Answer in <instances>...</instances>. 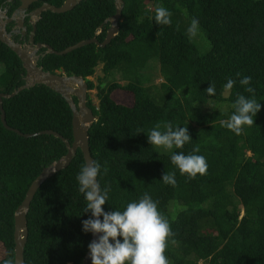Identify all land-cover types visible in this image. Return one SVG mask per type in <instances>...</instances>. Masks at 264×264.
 <instances>
[{"label": "trees", "instance_id": "1", "mask_svg": "<svg viewBox=\"0 0 264 264\" xmlns=\"http://www.w3.org/2000/svg\"><path fill=\"white\" fill-rule=\"evenodd\" d=\"M64 1L47 3L59 7ZM121 1L119 31L107 46L89 44L63 56L42 49L36 62L44 72L86 83V105L95 117L88 131L90 155L102 166L101 187L110 189L105 211H123L148 193L171 226L169 264H264V0ZM19 4L0 0V9L11 15ZM157 7L170 11V24L156 23ZM114 14V0H81L62 14L44 12L34 43L56 52L94 37L101 43ZM193 18L199 31L189 37ZM0 66V93L16 92L2 101L7 126L36 135L18 136L0 121V264H14L15 211L42 170L67 153L61 140L39 133L53 131L71 143L72 111L44 85L21 89L26 70L2 42ZM99 66L102 77L95 84L89 78ZM245 76L252 78L254 93L239 83ZM229 78L236 83L226 90ZM210 84L214 95L206 92ZM92 90L97 106L88 94ZM115 92L129 95L131 102L117 103ZM238 95H254L262 105L255 124L239 135L224 126ZM166 122L187 127L192 141L171 150L150 145L149 131ZM194 148L206 158L207 170L190 178L170 157L193 154ZM84 165L78 149L35 193L26 214L24 264L83 261L91 233L82 231V221L91 213H84L76 177ZM164 172L175 173V186L161 180Z\"/></svg>", "mask_w": 264, "mask_h": 264}, {"label": "clouds", "instance_id": "2", "mask_svg": "<svg viewBox=\"0 0 264 264\" xmlns=\"http://www.w3.org/2000/svg\"><path fill=\"white\" fill-rule=\"evenodd\" d=\"M5 9L8 8L0 10ZM5 15L10 16L8 10ZM170 17L171 13L167 8H156L154 19L158 25L170 24ZM198 31L199 21L193 18L187 33L189 37H195ZM251 79L250 76H245L239 80V83L248 86L247 92L254 93V89L249 86ZM235 83L236 81L229 78L224 88L231 90ZM206 92L208 95H214L215 86L210 84ZM261 107L260 101L258 102L254 95L252 97L238 95L233 104L235 110L224 122V126L237 135L241 134L244 126L255 124L254 118L261 111ZM147 139L150 145L162 146L167 150L173 147L183 148L186 143L192 141L187 127H174L170 122L155 125L149 131ZM198 152V148H194L193 154L188 155L182 151L173 152L170 159L181 174L195 178L197 174L203 175L207 170L206 158L195 154ZM101 169L99 162L91 161L81 167L76 177L79 184L78 190L86 201L84 213H91L88 219L82 221V231L97 237L88 245L92 264H169L165 250L173 233L169 221L158 208V202L145 193L138 201L127 203L123 211H105L103 206L109 200L110 189L101 187L98 179ZM103 171L106 173L107 168ZM161 180L165 184L176 185L174 172H164ZM6 264H13V262L8 260Z\"/></svg>", "mask_w": 264, "mask_h": 264}, {"label": "water", "instance_id": "3", "mask_svg": "<svg viewBox=\"0 0 264 264\" xmlns=\"http://www.w3.org/2000/svg\"><path fill=\"white\" fill-rule=\"evenodd\" d=\"M13 0H7V2H12ZM39 0H19L20 4L17 8V11L21 14L19 20L14 19L13 17L8 18L5 15L6 10H0V42L5 44L9 49L15 53V55L20 59L23 64L24 69L26 70V78L32 80L30 85H25L21 89L32 87L37 84L44 85L56 93L60 94L72 111V137L73 140L69 143L66 139L61 137L59 134L53 131H43L40 132L39 135H51L59 140H61L67 149L66 155L60 159L59 161L53 163L47 168L43 169L39 176L31 183L29 189L26 192L24 200L20 204V206L15 211L14 215V264H24L23 253L24 247L27 241L28 230H27V221L26 214L29 210L31 201L39 189V187L49 178L54 176L60 170L66 168L72 161L76 151L79 149L82 153L84 163H90L92 160L89 150V136L88 131L91 125L95 122V117L92 111L86 105L87 99V86L85 81L81 77H67L61 74H51L48 72H44L42 69L37 67L36 58L37 52L44 48L47 53L54 54L58 56L66 55L72 51H75L85 45L95 44L99 48H104L107 46L112 39L118 34V21L121 16L122 9V1H115V14L111 17L108 22L110 26L106 31V36L104 40L100 43L94 37L90 40H84L70 46L63 51L56 52L52 50L47 45L37 44L35 47L34 44V33L36 30V22L39 20L40 16L44 12H52L55 14H62L67 11H70L74 8L81 0H65L63 4L59 7L50 5L48 3H44L41 7L36 9L35 11L28 14L31 18L30 23L32 26V32L29 37L30 45L25 47L20 43L14 41L12 39L11 34L7 33L5 30V26L10 24L11 22H16L17 27L25 31L23 28V18L25 17V12L28 10L29 6L33 3H36ZM22 19V20H21ZM17 33V32H16ZM16 95L14 92L11 95H5L0 93V121L3 127L8 130L14 132L16 135L30 138L33 135H22L17 130L10 129L5 120V114L2 108L3 99L10 98ZM72 96L77 99V104H74L72 100ZM97 239L96 236L91 234V241ZM81 264H92L90 259L89 250L85 254L83 261Z\"/></svg>", "mask_w": 264, "mask_h": 264}, {"label": "flooded vegetation", "instance_id": "4", "mask_svg": "<svg viewBox=\"0 0 264 264\" xmlns=\"http://www.w3.org/2000/svg\"><path fill=\"white\" fill-rule=\"evenodd\" d=\"M45 2H43L41 4V6L45 3H47L48 0H44ZM38 2V1H37ZM31 6V5H30ZM30 6L28 8V10L25 12V17L23 18V28L25 29V31H23L22 29H20L19 27H17V23L16 22H11L10 24L6 25L5 29H6V32L11 34L12 36V39L18 43H20L21 45L27 47L30 45V42H29V37L31 35V32H32V26H31V23H30V20L31 18L28 16V14H30L31 12L35 11L36 9L38 8H35L33 10H30ZM40 6V7H41ZM5 10H8V9H5ZM20 13L15 10L10 16H8L9 18L13 17L14 19L16 20H19L20 18ZM22 20V19H21ZM17 32V33H16ZM35 45L37 44H33V46L35 47ZM44 49V48H42ZM40 49L38 52H37V58H36V62L39 58V55L41 56L40 54V51L42 50ZM44 54H49L47 53V51L44 52ZM26 76V75H25ZM25 79H28V78H25ZM30 80V79H29Z\"/></svg>", "mask_w": 264, "mask_h": 264}, {"label": "rangeland", "instance_id": "5", "mask_svg": "<svg viewBox=\"0 0 264 264\" xmlns=\"http://www.w3.org/2000/svg\"><path fill=\"white\" fill-rule=\"evenodd\" d=\"M1 70H2V68L0 66V72H1ZM100 77H102V73H101V67L99 66L95 71V75L93 77L89 78V80L96 84L97 78H100ZM25 80H26L27 85L28 84L30 85L32 82V80H29V79H25ZM121 83L124 84V82H121ZM88 94L92 100L93 105L97 106L98 101H97L96 96H95L96 90L89 91ZM113 98L119 104H127L128 105L131 102V97L125 93H122V92L113 93Z\"/></svg>", "mask_w": 264, "mask_h": 264}]
</instances>
